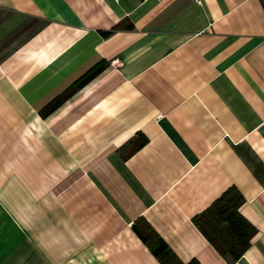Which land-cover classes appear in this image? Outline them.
<instances>
[{
	"label": "crops",
	"instance_id": "crops-1",
	"mask_svg": "<svg viewBox=\"0 0 264 264\" xmlns=\"http://www.w3.org/2000/svg\"><path fill=\"white\" fill-rule=\"evenodd\" d=\"M231 187L238 259L193 222ZM136 222L264 264V0H0V264H162Z\"/></svg>",
	"mask_w": 264,
	"mask_h": 264
},
{
	"label": "trees",
	"instance_id": "trees-1",
	"mask_svg": "<svg viewBox=\"0 0 264 264\" xmlns=\"http://www.w3.org/2000/svg\"><path fill=\"white\" fill-rule=\"evenodd\" d=\"M133 25L130 24V27ZM245 202L235 187L229 188L207 209L193 218L195 225L222 254L238 259L250 246L256 228L239 211ZM134 228L162 264H202L197 258L183 262L163 238L148 224Z\"/></svg>",
	"mask_w": 264,
	"mask_h": 264
}]
</instances>
